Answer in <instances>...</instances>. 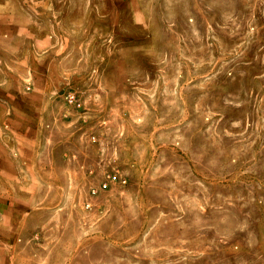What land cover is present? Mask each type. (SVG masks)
<instances>
[{"label":"rangeland","instance_id":"1","mask_svg":"<svg viewBox=\"0 0 264 264\" xmlns=\"http://www.w3.org/2000/svg\"><path fill=\"white\" fill-rule=\"evenodd\" d=\"M27 133L0 257L264 264V0H0L2 214Z\"/></svg>","mask_w":264,"mask_h":264},{"label":"crops","instance_id":"2","mask_svg":"<svg viewBox=\"0 0 264 264\" xmlns=\"http://www.w3.org/2000/svg\"><path fill=\"white\" fill-rule=\"evenodd\" d=\"M42 40H46L44 37H42ZM41 42V41H40ZM28 122V119L26 120ZM10 141L11 146H14L13 149L10 148V173H16V175L11 176L10 180V189L11 194L9 205L11 206V211L9 213L4 212L3 214L0 213V220L4 218H9L11 221V229H24L26 227V222L30 220L32 217V214L30 212V208L28 205L31 202L30 196H29V188L30 184L28 181H26L25 186L24 183H22V179L18 178V172L23 171L24 173H29L31 169V154L29 152L28 145H30L31 139L30 135L24 134H11ZM4 138L0 137V149L3 151H6L4 144ZM20 142V143H19ZM25 142V143H23ZM20 145V148H19ZM26 145V146H25ZM14 150H16L17 158L16 161L13 159L14 157ZM2 154H0L1 157ZM3 156L0 158V173L6 172V169L3 168ZM15 166H13V164ZM25 194L22 192V190H25ZM2 195V194H1ZM0 195V204L6 203L4 200L5 196ZM24 205V206H23ZM3 251V252H2ZM8 251V252H7ZM16 246H10L9 250H6L4 247H1V253H3V256L0 257V264H16L14 253H16ZM8 256V257H7ZM42 264H44L42 262ZM47 264H49L47 262Z\"/></svg>","mask_w":264,"mask_h":264},{"label":"built area","instance_id":"3","mask_svg":"<svg viewBox=\"0 0 264 264\" xmlns=\"http://www.w3.org/2000/svg\"><path fill=\"white\" fill-rule=\"evenodd\" d=\"M117 179H118V177L114 176V177H111V178H110V181H111V182H116ZM108 187H109V184H104V185H102L101 189H102V190H106V189H108Z\"/></svg>","mask_w":264,"mask_h":264}]
</instances>
